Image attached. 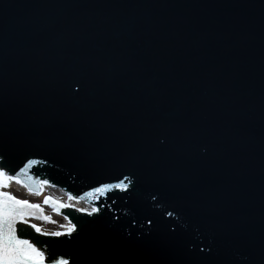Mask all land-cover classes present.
I'll return each mask as SVG.
<instances>
[{
	"label": "water",
	"instance_id": "obj_1",
	"mask_svg": "<svg viewBox=\"0 0 264 264\" xmlns=\"http://www.w3.org/2000/svg\"><path fill=\"white\" fill-rule=\"evenodd\" d=\"M0 165L101 209L46 255L264 264V0H0Z\"/></svg>",
	"mask_w": 264,
	"mask_h": 264
},
{
	"label": "snow or ice",
	"instance_id": "obj_2",
	"mask_svg": "<svg viewBox=\"0 0 264 264\" xmlns=\"http://www.w3.org/2000/svg\"><path fill=\"white\" fill-rule=\"evenodd\" d=\"M39 163H47V161L33 159L27 162L28 165H38ZM13 179L15 177L10 176L5 168L0 165V188L7 187L8 182ZM16 182L19 183L18 180ZM43 183L47 184L48 181H43ZM132 184L133 181L128 176H124L122 180L115 184H102L93 188L87 195L99 198L106 196L113 190L127 192ZM69 198L71 199L72 197L70 196ZM61 206L64 207V205ZM36 207L38 205L30 204L27 200L18 199L7 192H0V264H72L70 258L65 255H57L55 251H52L50 255H46L45 251L36 247L31 241L21 239L22 229L19 230L20 235H18L17 226L28 225L29 223L24 209ZM79 211L84 212L88 216H93L100 214L101 209L93 207L90 212L85 209H80ZM168 215L171 216L172 213H168ZM30 227L35 229L37 233L41 232V229L35 224H31ZM77 232V225L69 222L65 231L43 233V235L50 237L53 243H57L60 242L61 238H73ZM200 251H203V249H200Z\"/></svg>",
	"mask_w": 264,
	"mask_h": 264
},
{
	"label": "rangeland",
	"instance_id": "obj_3",
	"mask_svg": "<svg viewBox=\"0 0 264 264\" xmlns=\"http://www.w3.org/2000/svg\"><path fill=\"white\" fill-rule=\"evenodd\" d=\"M9 192H11L12 194H15L18 197H23L24 195H22L20 192H17L15 190H9ZM54 222H48V221H44V220H35L33 221L42 231L45 232H52L56 229H60L62 227L61 222L63 221L61 218H56L53 217Z\"/></svg>",
	"mask_w": 264,
	"mask_h": 264
},
{
	"label": "bare ground",
	"instance_id": "obj_4",
	"mask_svg": "<svg viewBox=\"0 0 264 264\" xmlns=\"http://www.w3.org/2000/svg\"><path fill=\"white\" fill-rule=\"evenodd\" d=\"M8 185H13L15 188H21L20 186H18L17 184H14V183H12V182H8ZM52 190H55L57 193H58V191H57V189H55V188H53V187H48V186H46V194H51L52 193ZM29 195H32V196H35L34 194H32V193H28ZM64 202H66V200H63ZM78 205H81L82 207H87L88 208V206L87 205H83V204H81V203H77ZM77 204H75V205H77ZM68 226V224H64V227H67Z\"/></svg>",
	"mask_w": 264,
	"mask_h": 264
}]
</instances>
